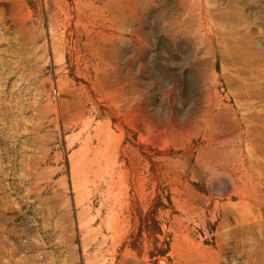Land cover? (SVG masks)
<instances>
[{
  "label": "rangeland",
  "instance_id": "rangeland-1",
  "mask_svg": "<svg viewBox=\"0 0 264 264\" xmlns=\"http://www.w3.org/2000/svg\"><path fill=\"white\" fill-rule=\"evenodd\" d=\"M264 264V0H0V264Z\"/></svg>",
  "mask_w": 264,
  "mask_h": 264
},
{
  "label": "bare ground",
  "instance_id": "bare-ground-1",
  "mask_svg": "<svg viewBox=\"0 0 264 264\" xmlns=\"http://www.w3.org/2000/svg\"><path fill=\"white\" fill-rule=\"evenodd\" d=\"M161 263L164 264V261H162Z\"/></svg>",
  "mask_w": 264,
  "mask_h": 264
}]
</instances>
